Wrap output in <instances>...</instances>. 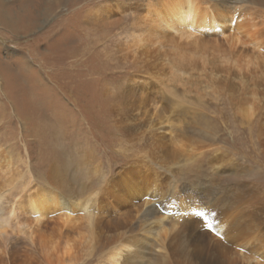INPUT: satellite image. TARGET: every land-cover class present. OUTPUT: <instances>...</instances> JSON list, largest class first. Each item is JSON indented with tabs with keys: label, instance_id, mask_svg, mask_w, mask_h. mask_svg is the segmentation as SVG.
Instances as JSON below:
<instances>
[{
	"label": "rangeland",
	"instance_id": "rangeland-1",
	"mask_svg": "<svg viewBox=\"0 0 264 264\" xmlns=\"http://www.w3.org/2000/svg\"><path fill=\"white\" fill-rule=\"evenodd\" d=\"M119 1L0 0V195L8 202L24 204L27 196L50 193L55 207L47 205L42 220L46 228L39 227V232L46 239L55 238L58 232L51 230L56 227L52 223L67 215L71 222L61 230L72 243H79H70L75 259L65 264H103V248L132 235L128 227H121L126 213L135 216L133 232L144 226L155 244L157 223L141 215L157 208L159 216L167 219L161 224L166 238L172 236L175 214L165 211L166 186L174 184L175 203L183 202L189 211L195 207L197 214L202 208L198 198L211 199L210 193H218L238 202L231 207L225 200L203 205L208 207L211 224L205 216L200 220L209 223V242L228 251L214 226H232L241 221L243 212H255L251 202L264 204V77L257 75L251 82L236 73L230 77L222 71L211 74L210 67H204L181 72L174 79L163 76L161 55L157 69L150 65L141 70L120 49L133 30L130 10L120 12L110 6ZM137 1L141 0H121L127 7ZM236 1L240 14L264 13V0ZM107 3L113 15L110 20L103 17ZM90 16L101 20L98 27L90 25ZM159 74L165 78L159 84L167 83L163 89L155 80ZM247 94L255 96L250 115L238 110L237 99ZM148 123L154 130L131 131L129 136L122 130L134 131ZM205 136L213 142L204 143ZM149 159L170 173L152 169ZM202 170L206 172L199 182L194 176ZM153 182L159 192L152 195L149 190L146 197L141 196L142 189ZM215 188L220 191L214 192ZM89 190H101L99 209L93 211L96 217L92 215L94 243L76 206ZM239 191L245 194L243 200ZM187 194L195 198L190 202ZM61 203L68 208L56 206ZM131 204L137 211L129 209ZM34 221L26 215L13 221L11 228L3 230L8 234L0 237V250L11 258L28 256L25 243ZM248 232L251 235L244 241L250 243L248 247L260 246L262 233ZM81 237L90 252L82 251ZM242 237L237 231L234 244H242ZM236 247L229 246L232 252L243 250ZM151 257V250L145 249L141 263L153 264Z\"/></svg>",
	"mask_w": 264,
	"mask_h": 264
},
{
	"label": "bare ground",
	"instance_id": "bare-ground-1",
	"mask_svg": "<svg viewBox=\"0 0 264 264\" xmlns=\"http://www.w3.org/2000/svg\"><path fill=\"white\" fill-rule=\"evenodd\" d=\"M227 1L225 3L224 0H141L135 2L133 6L127 7L128 5L126 6L120 0V5H110L116 11H118V8L120 12L130 10L132 17L131 30L133 31L120 45L122 55L129 58L132 64L135 63L136 66L139 64L141 70L148 68L150 65L157 69L159 61H156V59L161 55L163 69L160 70L163 76L172 78L181 72H189L190 69L203 70L204 67H210L211 74L222 71L230 77L236 73L235 76H238L239 79L246 77L251 82L257 75L264 77V13L259 11L255 15V12L249 11L240 14V8L235 6L237 1ZM110 8L108 3L103 8V17L106 20L113 17ZM252 9L254 8L252 7ZM95 12V16H98L99 11L96 10ZM90 20L92 27H98V23L101 21L98 17L92 18V16H90ZM203 35L208 36V39L202 38ZM219 39H222V41H219ZM249 48L251 49L247 51ZM240 72H244V74L241 75ZM155 80L157 85H160L159 83H163L165 78L159 74L158 79ZM165 84L160 85L162 89L166 87ZM249 92L247 91V93ZM239 94L241 95L242 91ZM254 98L253 94L251 97L248 95L243 99H237L236 97L240 107L238 108L239 112L250 115L255 108ZM262 129L264 130V126ZM122 130L126 131V135L129 136L135 131L140 133L154 130V126L152 123L147 126L141 124L134 127V131L127 128H122ZM205 139L204 143L207 141L213 142L206 136ZM148 164L152 169L158 168L159 171L163 169L164 172L170 173L166 170V166L156 164L151 159H149ZM205 172V170L196 172L194 177L201 182L204 180V175L201 173ZM173 185L170 184L169 187H165L164 194H168L169 206L163 203L166 208L165 211L174 212L175 214L171 216L174 220V224L170 226V232H173L172 236L166 238L165 230L161 226L166 217H160L157 208L149 209L141 215L145 220L153 219L157 223L159 234L156 237L155 244H153V238L151 239L148 232L143 231L144 226L137 228L135 233L133 232L131 222L135 216L126 213L124 217L127 221L121 224V227H128V233L132 235H123L113 243L111 242L110 247L103 248L106 252L102 254L103 264H142L141 260L144 258L145 249L151 250L153 253L150 260L153 264H264V204L251 202L255 212L251 215L243 212V215L239 216L241 221L234 222L232 226H214L216 234L223 235L222 238H225V245H222L228 248L227 251L218 244V246L214 244V241L209 242L208 238L212 239V237L207 231V224L210 223L207 215L208 207L204 209L203 205L224 204L223 200H225L229 202L228 205L231 207L234 206L233 203L238 201L218 193H210L211 199L201 195V198H198V203L200 206L202 205V208L197 214L195 211L197 208L194 207L193 211H189L188 206H185L183 202L178 203V205L175 203V190L177 187H172ZM158 188L159 185L153 182L148 188L142 189L144 192L141 196L146 197L149 190L154 195L159 192ZM187 188L185 186V189ZM213 191L218 192L220 190L215 188ZM221 191L227 192L224 189ZM100 192L101 190H98V192L95 190L86 191L83 201L76 204L83 212L82 218L85 220L86 232L91 243H94L95 239V218L93 216L96 217V215L93 214V211L98 208L97 201ZM187 192H190V190L188 189ZM239 195L242 200L245 198V194L240 191ZM45 196L48 197L44 198ZM51 196L50 193L37 197L27 196L25 203L22 204L18 200L8 202L5 195H0V237L5 239L8 233L3 230L11 228L12 222L17 221L21 215L31 216L35 220L32 222L35 223V226L31 227L34 230L29 233L25 243L29 248L28 251H30L28 256L25 255V258L24 256L22 258H11L6 250H0V264H65L67 261L72 262L75 259L71 255L75 251L71 252L70 243L78 244L79 242L72 243L61 230L62 226L71 222L70 217L64 215L58 217L56 222L52 223L56 227L51 230L58 232L55 238L46 239L43 237V233L39 232V227L46 228L43 227L42 220L45 219L43 212L47 209V205L50 208L55 207V198H51ZM141 196L139 194L138 197ZM186 198L191 202L195 197L187 194ZM132 205L129 209L137 211V207ZM56 206L64 209L68 208L64 203ZM201 216H205L209 223L201 221ZM46 224L49 225V223ZM250 229L262 233L260 246L248 247L250 243L244 242L251 235L248 232ZM239 230L243 233L242 244H234ZM79 240L82 241V243L80 242L82 251L91 249L86 242L83 247V237ZM230 245L234 248H237L236 246L242 247L243 250L237 253L232 252L229 248ZM148 246L150 247L148 248ZM155 248L159 250L157 253L154 251ZM78 251L80 252V250ZM257 251L260 254H257ZM233 253L234 255H232Z\"/></svg>",
	"mask_w": 264,
	"mask_h": 264
}]
</instances>
